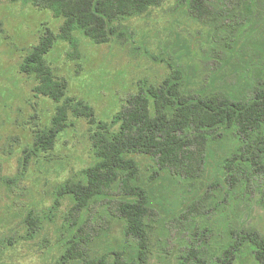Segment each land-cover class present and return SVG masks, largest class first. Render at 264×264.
I'll use <instances>...</instances> for the list:
<instances>
[{"label":"rangeland","instance_id":"374dc122","mask_svg":"<svg viewBox=\"0 0 264 264\" xmlns=\"http://www.w3.org/2000/svg\"><path fill=\"white\" fill-rule=\"evenodd\" d=\"M220 1L229 6L230 0ZM242 15L244 25L230 34L227 16L202 21L190 0H164L110 23L105 43L75 29L70 40L57 39L45 59L66 85L57 103L35 92L36 78L22 67L47 33L60 34L64 18L30 2L0 0V264H127L137 257L126 221L104 203L109 229L82 244L85 257L68 255L86 213L78 224L70 219L75 200L66 185L86 184L102 162L92 138L103 134L113 141L129 99L148 96L150 87L178 89L207 106L220 97L240 109L248 104L264 72V0H243ZM61 105L88 106L94 121L69 112L45 150L36 136L49 132ZM205 134V173L197 180L185 181L141 152L125 154L138 166L136 184L160 217L148 264H188L182 255L190 249L207 264H261L243 237L249 229L264 235V206L258 196L245 201L243 190L232 191L226 182L229 163L249 173L240 159L241 137L226 126ZM183 218L187 228L171 232V222Z\"/></svg>","mask_w":264,"mask_h":264},{"label":"trees","instance_id":"16d2710c","mask_svg":"<svg viewBox=\"0 0 264 264\" xmlns=\"http://www.w3.org/2000/svg\"><path fill=\"white\" fill-rule=\"evenodd\" d=\"M30 2L40 10H50L56 17L64 18L58 36L49 32L38 46L26 57L22 70L37 80L35 92L54 102L60 103L66 85L46 62L57 39L70 40L72 32L80 29L96 43L109 39V24L121 18L133 17L151 5H160L164 0H11ZM189 1V0H181ZM194 15L206 22L216 23L228 17L227 31L232 34L244 25L243 0H230L224 7L220 0H190ZM228 34L222 37L226 38ZM148 96L131 97L129 109L119 118L121 132L113 140L106 135L96 134L93 146L101 164L87 174L86 184L71 182L65 191L73 196L75 205L69 213L73 223L78 224L83 213L85 220L79 227L75 241L68 249L73 259L85 257L82 244L108 230L111 221L101 211L104 203L113 216L121 217L127 223L128 234L136 242L138 254L127 264H148L158 213L149 206L146 190L137 185L138 166L125 157L129 151H138L151 157L161 169H167L175 176L193 181L205 173V162L209 138L205 134L222 126L234 128L241 137L243 147L240 159L247 167L248 174L234 171L229 163L226 167V182L232 191L243 190L245 201L259 197L264 206V72L254 87L250 101L241 109L228 97H220L207 106L195 96L185 95L178 89H167L164 85L150 87ZM151 99L153 104H151ZM88 106L57 108L53 127L46 134H38L37 144L48 150L53 147L55 135L67 119L69 112L93 122ZM117 186V190H115ZM116 195L134 198L133 202L114 198ZM106 197L107 200L97 199ZM199 208V207H198ZM197 206L195 211L199 209ZM198 209V210H197ZM183 219L171 222V232L186 229ZM247 241L257 259L264 264V235L249 229L244 231ZM182 260L188 264H207L198 249H190ZM86 264H94L87 262Z\"/></svg>","mask_w":264,"mask_h":264}]
</instances>
